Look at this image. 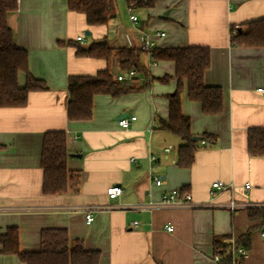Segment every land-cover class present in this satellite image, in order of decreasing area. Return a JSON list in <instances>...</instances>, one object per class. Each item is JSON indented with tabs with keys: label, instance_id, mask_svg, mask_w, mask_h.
<instances>
[{
	"label": "crops",
	"instance_id": "obj_1",
	"mask_svg": "<svg viewBox=\"0 0 264 264\" xmlns=\"http://www.w3.org/2000/svg\"><path fill=\"white\" fill-rule=\"evenodd\" d=\"M126 4L125 23L117 2V16L99 26L71 11L68 0H18V9L9 14L17 45L29 53L30 72L47 88L32 91L24 107L0 108V233L17 226L21 250L35 252L41 249L44 229L65 228L71 240L100 251L101 264H219L215 243L232 247L259 224L248 209L232 212L226 207H170L160 202L175 189H185L195 201L211 200L212 182L222 180L235 189L219 193L216 203L226 204L232 197L264 203V155H253L248 148L250 130L264 128V92L259 91L264 88V47L231 44L234 27L245 31L246 23L264 18V0ZM148 34L154 45L143 49ZM103 38L113 48L110 58L77 53L79 45L88 47ZM188 46L211 49L205 83L223 88L224 109L216 115L204 113L202 104L190 99L184 81L182 109L190 117L191 133L211 139L200 140L194 162L183 167L178 160L184 141L160 126L170 117L169 95L179 87L177 65L157 59L154 50ZM122 47L142 51L147 74L136 72L124 80L137 90L119 96L98 94L90 119H69L70 76L105 69L116 79L127 74L121 67ZM165 77L168 80H162ZM25 82L26 74L21 73L20 83ZM132 116L137 119L128 128L119 124ZM54 130L67 134L72 177L63 194L43 191L44 137ZM157 176L164 180L162 186L155 184ZM111 186H121L123 193L110 198ZM168 225L174 230H167ZM263 229L251 232L249 255L237 257L240 263L264 264ZM0 264L25 263L15 254L0 252Z\"/></svg>",
	"mask_w": 264,
	"mask_h": 264
},
{
	"label": "trees",
	"instance_id": "obj_2",
	"mask_svg": "<svg viewBox=\"0 0 264 264\" xmlns=\"http://www.w3.org/2000/svg\"><path fill=\"white\" fill-rule=\"evenodd\" d=\"M130 6L149 7L155 0H127ZM71 11L86 16L91 26L106 25L117 16V0H68ZM18 9V0H0V108L24 107L32 91L47 88L45 82L36 78L29 69V53L17 45L14 32L8 23V16ZM246 30L234 27L231 44L243 47H264V18L245 24ZM77 44V43H75ZM113 48L106 38L92 42L88 47L78 46L79 55L110 58ZM141 50L132 47L119 49L121 67L147 74L140 60ZM157 59L173 60L177 65L178 89L169 95L170 117L161 120L162 129L181 138L184 144L179 149L178 163L183 167L192 165L199 141L191 133L190 117L182 109V89L188 82L189 97L202 104L203 112L216 115L224 109V91L220 86H208L205 74L211 67V49L207 46H188L178 48L155 49ZM26 74L24 85L20 83V74ZM162 80H168V77ZM70 101L68 116L71 120H88L93 114L94 97L98 94L119 96L137 90L136 87L116 79L108 69L95 75H71L68 81ZM211 139L210 135L201 136ZM1 148V146H0ZM248 148L253 155H264V128L251 129ZM69 151L67 134L64 130L49 131L45 134L41 165L44 171L43 191L45 194H63L70 188L72 171L68 167ZM186 191L185 189H181ZM251 220L259 222L239 239L237 246L250 249L251 232L264 227V206L248 208ZM215 249L226 264H233L232 247L216 242ZM0 252L15 254L25 264H101L102 253L88 250L82 240H71L65 228L44 229L41 234V249L24 252L20 247V232L17 226H10L0 233ZM238 264H244L240 259Z\"/></svg>",
	"mask_w": 264,
	"mask_h": 264
},
{
	"label": "built area",
	"instance_id": "obj_3",
	"mask_svg": "<svg viewBox=\"0 0 264 264\" xmlns=\"http://www.w3.org/2000/svg\"><path fill=\"white\" fill-rule=\"evenodd\" d=\"M133 21L137 20V16L132 17ZM158 36H164V33H157ZM79 40H82V37L78 38ZM154 45L153 39L151 38V35L148 34L146 37V40L143 44V49H151ZM136 75V70H130L127 74H122L118 76V80L124 81L127 78H132ZM259 91L264 92V88H260ZM137 116H132L131 118H121L119 120V124L124 127L128 128L133 120H136ZM169 150V148H167ZM152 160H155L156 158L154 156L151 157ZM154 182L157 186H162L164 183V180L157 176L154 177ZM246 188H250L251 184L247 183L245 185ZM235 189V186L233 183H226L222 180H215L211 184V195L213 198L211 200L205 201V202H199L195 201L193 199V196L191 193L187 191H182L179 189L172 190L170 193H168L162 201L160 202L161 206H170V207H190V208H198V207H226L232 212H235L240 209H248L251 207H258V206H264V203H249L244 201H238L234 197L230 199L229 202L226 204H219L214 201V198L221 192L230 190L233 191ZM123 193V188L121 186H111L107 190V194L110 198H116L120 196ZM93 220L92 213L87 214V222L91 223ZM139 222H134V226H138ZM167 230L173 231V226H166ZM262 235L264 236V229L262 230ZM232 253H233V264H238V258H247L249 255V250L246 247L243 246H237V244L233 241L232 242ZM238 257V258H237ZM214 259L219 264H226V262L222 259V256L220 254H215Z\"/></svg>",
	"mask_w": 264,
	"mask_h": 264
},
{
	"label": "rangeland",
	"instance_id": "obj_4",
	"mask_svg": "<svg viewBox=\"0 0 264 264\" xmlns=\"http://www.w3.org/2000/svg\"><path fill=\"white\" fill-rule=\"evenodd\" d=\"M117 2H118V6H119V17L120 18L123 17L124 18L123 22L125 23V20L128 19V16H129L128 12H127L128 7L126 4V0H117ZM112 29H113L112 27H111V29H109L111 37L113 36ZM86 37H89V36L86 35Z\"/></svg>",
	"mask_w": 264,
	"mask_h": 264
},
{
	"label": "water",
	"instance_id": "obj_5",
	"mask_svg": "<svg viewBox=\"0 0 264 264\" xmlns=\"http://www.w3.org/2000/svg\"><path fill=\"white\" fill-rule=\"evenodd\" d=\"M195 141H199V140H202V137L201 136H194L193 138Z\"/></svg>",
	"mask_w": 264,
	"mask_h": 264
}]
</instances>
